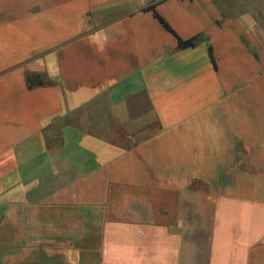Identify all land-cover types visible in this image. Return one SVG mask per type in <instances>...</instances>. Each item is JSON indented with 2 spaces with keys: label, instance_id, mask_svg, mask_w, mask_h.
I'll use <instances>...</instances> for the list:
<instances>
[{
  "label": "crops",
  "instance_id": "0c3cea01",
  "mask_svg": "<svg viewBox=\"0 0 264 264\" xmlns=\"http://www.w3.org/2000/svg\"><path fill=\"white\" fill-rule=\"evenodd\" d=\"M252 26L218 0H0V264H264Z\"/></svg>",
  "mask_w": 264,
  "mask_h": 264
},
{
  "label": "rangeland",
  "instance_id": "374dc122",
  "mask_svg": "<svg viewBox=\"0 0 264 264\" xmlns=\"http://www.w3.org/2000/svg\"><path fill=\"white\" fill-rule=\"evenodd\" d=\"M223 7L227 8L229 14L243 17L247 24L264 34V0H218ZM101 106L104 107L103 101ZM96 110L92 106L87 107L75 118L77 124L91 132L104 133L108 127L101 125L95 119ZM204 240V239H202Z\"/></svg>",
  "mask_w": 264,
  "mask_h": 264
},
{
  "label": "trees",
  "instance_id": "16d2710c",
  "mask_svg": "<svg viewBox=\"0 0 264 264\" xmlns=\"http://www.w3.org/2000/svg\"><path fill=\"white\" fill-rule=\"evenodd\" d=\"M155 4H152L151 6H148L145 8V10H149V11H152L155 15V17L159 20V22L164 26V28L171 32L173 35H175L177 37V35L175 34V32L173 31V29L169 26V24L162 18L160 17L157 12L155 11ZM196 39L197 37H193L191 39H188V40H182L180 39L179 37H177V41H178V48L179 49H186V48H189V47H193L195 45V42H196ZM209 50V55L210 57L212 58V61L214 63V59L212 57V49L211 47L208 48ZM30 79V78H29ZM58 140V139H57Z\"/></svg>",
  "mask_w": 264,
  "mask_h": 264
}]
</instances>
